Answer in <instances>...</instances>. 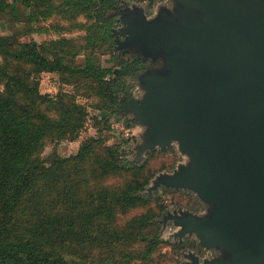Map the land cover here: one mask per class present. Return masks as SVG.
Masks as SVG:
<instances>
[{
	"label": "water",
	"instance_id": "obj_1",
	"mask_svg": "<svg viewBox=\"0 0 264 264\" xmlns=\"http://www.w3.org/2000/svg\"><path fill=\"white\" fill-rule=\"evenodd\" d=\"M180 2L189 12L175 19L130 18L125 43L141 56L162 50L168 72L144 77L146 99L128 101L151 124L152 145L178 137L197 156L158 182L213 207L207 217L172 216L181 233L230 253L206 264H264V0Z\"/></svg>",
	"mask_w": 264,
	"mask_h": 264
},
{
	"label": "trees",
	"instance_id": "obj_2",
	"mask_svg": "<svg viewBox=\"0 0 264 264\" xmlns=\"http://www.w3.org/2000/svg\"><path fill=\"white\" fill-rule=\"evenodd\" d=\"M59 5L60 12L67 9L91 19L88 43L109 42L107 13H117L122 6L121 0H61ZM5 9L16 18L14 5L0 0V13ZM35 14L45 17L49 11L37 9ZM24 18L37 19L31 14ZM46 53L50 52L32 40L0 37V264H68L66 257L73 256L82 261L92 243L102 244L105 237L144 242V250L135 256L145 264L142 260L157 244L158 226L153 223L162 207L131 217L121 231L111 230V234L106 220L150 201L141 193L150 173L142 163L122 157L117 146L100 145V137H87L69 156L51 152L41 157L45 139L56 144L76 138L87 111L73 98L64 102L39 94L37 82L29 78L41 71L76 74L89 80L93 93L114 107L117 95L125 94L122 83L105 79L110 69H101L90 59L69 67L60 57L48 59ZM132 58L119 66L118 76L134 75L142 68L140 59ZM44 105L56 111L53 117L42 109ZM121 172H129L122 183L103 184L105 177ZM96 180H101V187L95 189ZM96 217L99 224L94 225Z\"/></svg>",
	"mask_w": 264,
	"mask_h": 264
},
{
	"label": "rangeland",
	"instance_id": "obj_3",
	"mask_svg": "<svg viewBox=\"0 0 264 264\" xmlns=\"http://www.w3.org/2000/svg\"><path fill=\"white\" fill-rule=\"evenodd\" d=\"M5 1L14 5L16 18H12L9 9L0 13V37L10 36L15 42L32 40L50 52L45 54L48 59L53 56L60 57L61 62L69 67L82 66L86 59H90L99 68L110 69V74H106L105 79L120 80L125 93L117 95L114 107L93 93L89 80L83 81L76 74L47 71L31 74L29 79L37 82L39 94H46L50 99L62 98L64 102L73 98L76 104L87 111L77 137L56 144L53 139H45L41 157L51 152L62 157L74 154L78 144L90 136L100 137V145L117 146L122 157L142 163L150 173L148 183L141 193L151 199L147 204L131 208L125 213H115L106 220L110 234L111 230L121 231L131 217L143 214L148 209L156 212L157 207L161 206L162 211L153 223L158 226L157 244L149 252L147 260H142L145 264H206L216 259L231 261L230 253L223 249L221 243L203 244L193 232L181 233L183 225L172 219V216L181 217L186 214L195 218L207 217L213 211L211 204L189 188L172 187L158 182L162 177H171L181 168H192L198 161L197 156L181 151L178 137L171 138L162 146L152 145L149 130L151 124L147 120L140 121L128 101L131 99L138 104L146 99L150 88L145 85L144 77L155 72H168L162 50L145 53L143 57L130 43H125L130 37L126 30L130 18L138 13L145 23H154L162 16L175 19L178 11L189 12L180 0H121L122 6L117 13H107V16H111L108 27L110 39L109 42L102 43L87 42V25L91 23V19L89 21L84 14H76L75 11L70 12L67 9L60 12L61 0ZM37 9H46L49 14L45 17L35 14ZM30 14L36 15L37 19L26 21L25 15ZM132 57L140 59L142 68L134 75L125 72L118 76L119 66L126 58L129 61L134 59ZM42 109L50 117L56 113L47 105L42 106ZM128 176L129 172L115 173L105 177L103 184H120ZM93 186L95 189L101 187V180H96ZM98 221L96 217L92 223L97 225ZM149 226L152 227L151 224ZM149 230L155 232L154 228ZM173 243L179 245L173 248ZM144 245V242L130 243L105 237L102 244L98 241L92 243L89 254L82 261L75 256L66 257V261L68 264H141V259H137L135 255L144 250ZM123 253L128 254L125 259L119 257ZM105 258L108 260L105 261Z\"/></svg>",
	"mask_w": 264,
	"mask_h": 264
}]
</instances>
